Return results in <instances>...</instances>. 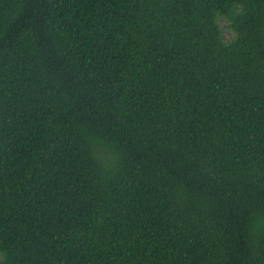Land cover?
<instances>
[{
	"label": "trees",
	"instance_id": "obj_1",
	"mask_svg": "<svg viewBox=\"0 0 264 264\" xmlns=\"http://www.w3.org/2000/svg\"><path fill=\"white\" fill-rule=\"evenodd\" d=\"M0 264H264V0H0Z\"/></svg>",
	"mask_w": 264,
	"mask_h": 264
}]
</instances>
